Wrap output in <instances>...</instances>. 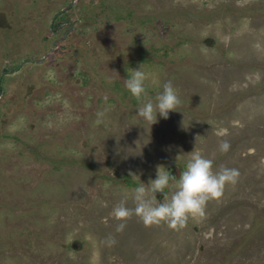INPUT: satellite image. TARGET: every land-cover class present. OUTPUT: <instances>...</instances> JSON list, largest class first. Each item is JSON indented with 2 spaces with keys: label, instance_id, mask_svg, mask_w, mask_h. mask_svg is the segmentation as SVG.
<instances>
[{
  "label": "rangeland",
  "instance_id": "obj_1",
  "mask_svg": "<svg viewBox=\"0 0 264 264\" xmlns=\"http://www.w3.org/2000/svg\"><path fill=\"white\" fill-rule=\"evenodd\" d=\"M190 151L238 172L203 217L114 215ZM0 264H264V0H0Z\"/></svg>",
  "mask_w": 264,
  "mask_h": 264
},
{
  "label": "clouds",
  "instance_id": "obj_2",
  "mask_svg": "<svg viewBox=\"0 0 264 264\" xmlns=\"http://www.w3.org/2000/svg\"><path fill=\"white\" fill-rule=\"evenodd\" d=\"M146 79V73L139 66L133 68L124 86L132 97L140 101L136 109L137 118L151 128L160 118L167 119L170 111L177 110L180 98L172 82L167 81L162 84V90L154 99H148ZM219 147L220 151L226 152L229 145L225 141ZM190 152L178 178L164 165H158L155 178L138 184L132 190L131 199L135 207L128 208L122 201L114 208V215L125 218L134 213L145 225L166 222L174 229L182 228L190 217H203L207 201L220 197L227 183H235L238 172L228 167L214 171L211 159L199 152ZM170 182L175 183V190L169 199H163L166 196L164 189ZM157 192L163 193L159 202L155 199Z\"/></svg>",
  "mask_w": 264,
  "mask_h": 264
}]
</instances>
